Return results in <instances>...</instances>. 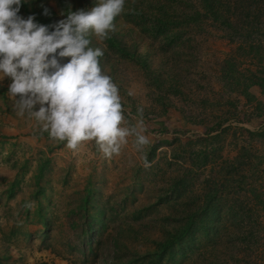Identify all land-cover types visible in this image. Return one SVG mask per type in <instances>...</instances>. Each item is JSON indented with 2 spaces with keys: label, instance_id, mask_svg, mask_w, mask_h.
<instances>
[{
  "label": "rangeland",
  "instance_id": "obj_1",
  "mask_svg": "<svg viewBox=\"0 0 264 264\" xmlns=\"http://www.w3.org/2000/svg\"><path fill=\"white\" fill-rule=\"evenodd\" d=\"M97 2L24 0L19 14L51 24ZM114 24L90 46L105 50L124 126L142 118L149 144L73 152L19 116L0 81V264H264V94L225 78L264 76V0H126Z\"/></svg>",
  "mask_w": 264,
  "mask_h": 264
},
{
  "label": "clouds",
  "instance_id": "obj_2",
  "mask_svg": "<svg viewBox=\"0 0 264 264\" xmlns=\"http://www.w3.org/2000/svg\"><path fill=\"white\" fill-rule=\"evenodd\" d=\"M23 2L0 0V81L10 79L7 92L17 114L34 119L41 133L73 152L94 142L110 159L121 154L130 136L143 151L149 144L143 119L124 126L119 88L101 67L105 50L90 46V36L103 41L114 33L126 0H98L91 9L76 11L69 7L61 13L65 18L51 24L36 22L35 14L22 17ZM43 15H51L48 8ZM143 160L144 167L151 166L146 155Z\"/></svg>",
  "mask_w": 264,
  "mask_h": 264
},
{
  "label": "trees",
  "instance_id": "obj_3",
  "mask_svg": "<svg viewBox=\"0 0 264 264\" xmlns=\"http://www.w3.org/2000/svg\"><path fill=\"white\" fill-rule=\"evenodd\" d=\"M237 4H240V2H238ZM235 10H238V15H241V14H244L245 16H248L247 15V13H243V10H244V5L243 4H240L239 6H237L236 8H235ZM204 11H205V13L203 14V16L204 17H207V18H210V17H214V14H213V9H212V7H211V5H209V6H205V8H204ZM220 12H225V13H227V10H226V8H223ZM194 13V15H196L197 17H198V15L200 14L198 11H194L193 12ZM214 20H215V18H214ZM247 20H238V22H239V27H240V29H242V27L243 26H249L252 22H246ZM253 21H256V20H253ZM246 24V25H245ZM221 25L222 26H225V27H227V28H229V29H231L232 30V26H231V24H230V22H229V20H221ZM259 41H261V40H259ZM243 42H245V41H243ZM251 42H253V41H251ZM240 43V42H239ZM247 43V42H246ZM245 44V43H244ZM263 44V41H261V42H258V41H256L255 43L253 42L252 43V45H249V48H250V50L252 51V55L250 56V55H245L244 54V48H242V46L240 47V51H241V53H242V55H245V57L249 60V61H259L261 58H262V56H261V54H260V51H259V49H260V46ZM244 46V45H243ZM246 46V45H245ZM248 48V47H247ZM248 48V49H249ZM122 50V49H121ZM67 59V58H66ZM232 69V65L231 64H227V71H225L227 74L228 73H230L229 71ZM245 72H246V74L245 75H239V76H237V77H235V76H232V78H227V77H225V75H224V72H223V76L226 78V80H228L229 79V82L230 83H232L231 85H233V84H235V86H242V92H241V94L242 95H244L245 97H248L247 95V89L249 88V87H252V86H255V87H257V88H259V90L264 94V76H262L259 72H256V70H254V71H251V70H247V69H245ZM264 135V126H263V128L259 131V132H257L256 133V136L257 137H261V136H263ZM251 192H252V190H251ZM209 199H213L212 198V196H207ZM207 198V201H209V199ZM217 215V214H216ZM215 216V215H214ZM188 230L187 229H185V230H183V232L181 231V232H179V236H177L176 237V239L178 240V239H182L184 236H186V235H188V232H187ZM167 243H169L168 242V237H167V241H166V244ZM163 243H160L159 245H162Z\"/></svg>",
  "mask_w": 264,
  "mask_h": 264
}]
</instances>
